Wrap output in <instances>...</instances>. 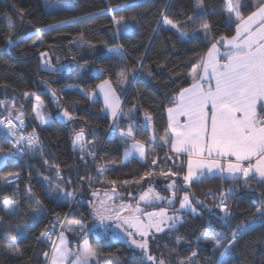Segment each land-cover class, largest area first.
Returning <instances> with one entry per match:
<instances>
[{"label":"trees","instance_id":"trees-1","mask_svg":"<svg viewBox=\"0 0 264 264\" xmlns=\"http://www.w3.org/2000/svg\"><path fill=\"white\" fill-rule=\"evenodd\" d=\"M46 2L0 0V101L4 102L0 113H7L9 106L20 109L22 132L38 140L21 158L0 165V264H47L44 253L50 255L56 228L67 222L76 226H62L60 232L74 254L80 241L87 239L95 251L91 264H149L134 245L92 230L101 223L94 208L104 196L112 201L110 206L137 203L147 188L168 195L165 185L170 181L177 196L182 190L189 193L197 211L182 213L178 226L149 235L150 253L157 264L161 259L166 264L184 259L188 264L186 258L193 251L196 264H215L220 253L213 251L212 240L202 233L214 229L230 238L264 204V183L253 178L245 187L241 178L206 176L185 184V156L172 154L160 137L166 130V108L190 83L193 66L212 43L235 32L237 20L225 10L227 0H202L200 8L196 0ZM241 2V14L246 16L254 9L252 0ZM198 11L205 13L203 20L187 19ZM165 16L177 23L183 40L164 23ZM113 17H124L127 27L122 25L117 33ZM205 22L207 30L202 26ZM109 49H119L123 58ZM105 80L121 97L113 121L94 94ZM34 97L43 103V115L49 118L45 127L35 118ZM58 111L69 112L71 118L56 121ZM143 115L150 118L152 141L141 126ZM81 130L83 150L72 142ZM121 136L144 143L145 160L122 163L127 142ZM12 175L15 183L7 180ZM168 175L171 179L165 178ZM230 188L237 189L226 197L230 215L220 220L223 213L217 199ZM69 192L77 197H69ZM11 199L18 205L6 214L3 202ZM37 207L39 213L34 211ZM17 225L25 229L22 234ZM41 232L48 235L42 237ZM11 236L17 239L12 242ZM229 248L225 264H264V225L257 223Z\"/></svg>","mask_w":264,"mask_h":264},{"label":"snow or ice","instance_id":"snow-or-ice-1","mask_svg":"<svg viewBox=\"0 0 264 264\" xmlns=\"http://www.w3.org/2000/svg\"><path fill=\"white\" fill-rule=\"evenodd\" d=\"M196 6L197 8L202 7V0H196ZM242 7L241 0H228L225 8L228 13H235L238 21L235 25V35L230 38H221V41L229 46L223 54L226 61L220 63L217 59L219 49L216 43H212L207 50L206 57L192 68L191 86L181 89L175 98V107H170L167 110L168 129L171 130V137L169 138L166 132L160 139L166 144L170 142L174 153L187 154V174L183 176L185 184H189L194 178L203 177L204 169H207L209 173L214 169L219 170L222 175L227 173L231 179L242 177L245 187L249 186V181L253 178H258L259 182L264 183V0H252V7L255 10L251 11L247 17L241 14ZM204 16L205 13L198 11L188 16L187 19L195 22L203 20ZM113 22L118 26L117 33L120 31V25L127 27L124 17H113ZM164 23L177 30L179 39H184V34L180 32L177 23H173L166 16ZM12 26L10 21V30ZM202 26L205 30L209 28L207 22ZM36 32H41V29L37 28ZM8 42L11 44L13 41L9 38ZM109 51H114L115 55L123 58L119 49H109ZM201 69H203L202 72ZM56 70L53 69V71ZM197 77L200 79L198 80ZM204 80H214V87L205 88L201 82ZM98 87L104 93L105 103L111 107L112 115L116 116L118 105L110 101V98L115 97V92L109 81H103ZM25 95L27 96L28 93ZM3 103L0 101V105ZM63 115L71 118V114L67 111ZM180 117L185 118L183 124L180 123ZM17 119H20L19 112ZM37 119L43 123V118L39 113ZM21 124H23L22 120ZM0 125L7 129L6 138L7 136H16V126L11 119V108H9V118L0 120ZM131 134L132 129L130 128L129 135ZM82 136V130L76 133L74 143L80 142ZM10 143H12L10 154L16 155L21 153L25 147L28 150L34 149L38 140L35 135H29L26 140L20 136ZM145 147L144 143L137 140L130 149L125 151L126 154H130L131 150L135 149L142 158H146ZM81 148L83 150V145ZM0 153H4L3 148H0ZM156 162V159L152 160L153 164ZM161 174L166 175L163 172ZM172 175H176V173H172ZM168 187L175 189L174 183L169 184ZM236 190V188H230L227 193H220V202L217 205L223 213V216L219 217L220 220H226L229 217L230 209L226 203V197L231 196ZM149 193L156 200L163 199L150 188L140 196V200L149 202L151 199ZM175 194L174 190L173 195L175 196ZM67 195L70 197L73 194L69 192ZM213 198L215 199V196ZM39 203L37 200L36 204L39 205ZM168 203L172 204L173 201L170 199ZM196 203L202 204L203 201H196ZM16 205H18V201L15 199L5 200L3 209L6 214H11ZM126 208L130 209L131 206L120 205L119 208H109L104 205V201H101V207L94 208V212L102 224L105 220L115 219L116 227L125 233L132 245L142 251L149 264H157L156 257L150 253L147 237L152 229L162 232L164 230L162 225L169 228L174 227L175 223L180 220V216H169L165 208H160L159 211L145 213L144 215L147 217L145 221L139 215L122 216L121 212ZM184 209H191L192 213H196V208L192 206L187 192L180 199V210ZM34 211L39 213L40 208L37 207ZM135 212H140V209L137 207ZM2 219L3 217L0 216V220ZM257 223L264 225V204L256 208L249 222L238 225L237 229L231 233L230 238L214 229L211 231L205 229L202 233L203 237L211 239L213 251L220 253V258L215 261V264H225L224 258L230 251L229 245H234L238 236L245 234ZM125 225L127 227H124ZM17 228L20 229L21 234L25 230L19 225ZM46 235L48 233L41 232L42 237ZM136 237H141V239ZM16 239V236L10 237L12 242ZM59 239V244L53 241V250L50 256L49 253H44L49 264H66V261L69 260L70 251L63 231L60 232ZM9 247L11 250L12 245ZM94 255L95 251L85 239L80 245V250L75 254L76 259L71 261V264H83V261ZM196 256L197 252L193 251L186 258L188 264H196L193 259ZM158 264H166V262L161 259ZM179 264H185V260L181 259Z\"/></svg>","mask_w":264,"mask_h":264},{"label":"rangeland","instance_id":"rangeland-1","mask_svg":"<svg viewBox=\"0 0 264 264\" xmlns=\"http://www.w3.org/2000/svg\"><path fill=\"white\" fill-rule=\"evenodd\" d=\"M227 3H228V0H227ZM44 4H48L47 2H46V0H44ZM235 14V13H234ZM122 27V25H120V28ZM103 82H101L99 85H101ZM98 85V86H99ZM96 87V90H95V95H96V97H98L100 100H101V102H102V110H103V112H104V114L105 115H107V117L111 120V121H113L114 119H115V116H113L112 115V109H111V107H109V105H107L106 103H105V97H104V93L101 91V89L99 88V87ZM110 86H111V84H110ZM111 88H112V86H111ZM113 89V88H112ZM114 90V89H113ZM114 92H115V97H113V98H110V101L112 102V103H116L118 106L116 107V113L118 114V112H119V108H120V105H121V97H120V95L114 90ZM35 98V104H34V107H33V111H34V115H35V118H36V120L38 121V123H39V125L41 126V127H45V126H47L48 124H49V122L47 123V120L49 119H46L45 117H44V113H43V108H44V105H43V103H41V101L40 100H38L37 99V97H34ZM116 98H118V99H116ZM9 108H11V117L16 121V123L18 124V122H19V120L20 119H17V113L18 112H20V109H17L16 107L14 108L13 106H9L8 107V111H7V113L9 114ZM40 114L41 116H42V118H43V123H41V120L40 119H37V114ZM63 113L64 112H62V111H58V112H55L54 113V118L56 119V121H58V122H65V121H67V119H68V117H65L64 115H63ZM116 114V115H117ZM141 126H142V128L143 129H147L149 132H150V138H148V141H152V136H151V122H150V119H149V117L148 116H142V119H141ZM24 134V133H23ZM29 135H33V134H29ZM29 135H27V134H24V138H25V140L27 139V137L29 136ZM76 135V134H75ZM75 135H74V137H73V140H72V142H73V145H74V147H77V148H81V144L79 143V142H77V143H74V139H75ZM121 137H123L124 139H125V141L127 142V146L123 149V152H122V163H127L129 160H131V159H137V160H139V161H143V160H145V158H142L141 156H140V154L135 150V149H132L131 150V152H130V154H126V149H130L131 148V145L133 144V143H135L136 141L133 139V138H131V137H124V136H121ZM121 137H120V139H121ZM37 146V145H36ZM25 149H26V147H25ZM145 151H146V147H145ZM25 154V153H24ZM165 178H169V179H171V177L168 175V176H166ZM7 180H8V182H12V183H15L16 182V177H15V175H12V176H9L8 178H7ZM156 181H157V179H156ZM155 181V182H156ZM172 182L170 181V182H168L166 185H165V187L167 188V192H168V195H166V194H164V193H161V192H158L157 190H155L154 188H151V189H153V191L155 192V193H158L163 199H161V200H156L154 197H152V194L151 193H149V196L151 197V199H150V201L149 202H145V201H142V200H140V196L141 195H143L145 192H147L150 188H147L142 194H140L139 195V197H138V199L136 200V202L137 203H134V204H130L129 202H123V203H121V204H118V205H112V206H110L108 203L109 202H112L111 200H108V202H107V200H106V198H104V197H101L100 199H99V205L97 206V207H95V208H99V207H101V201H104V205L105 206H107V207H109V208H112V207H115V208H119L120 207V205H130L131 206V208L130 209H125L124 211H122L121 212V215L122 216H128V215H139V216H141V218L142 219H144L145 221H146V219H147V217L144 215L145 213H151V212H156V211H159V209L160 208H165L166 210H167V215H169V216H180V220L179 221H177L176 223H175V226L174 227H176V226H178L179 225V223L181 222V214L182 213H190V214H194V213H192V211H191V209H184V210H180V199L184 196V194H185V192L186 191H184V190H182V191H180L179 192V195L177 196L176 194H175V196L173 195V191L175 190V189H173V188H169L168 186H169V184H171ZM159 184V182L157 183V185ZM160 186V184L158 185V187ZM176 191H177V189H176ZM73 194V193H72ZM189 194V193H188ZM111 195H114L113 194V191H112V193H111ZM110 195V196H111ZM74 196H76V193H74L72 196H70V197H73V198H75ZM95 199H96V197H94ZM172 200L173 201V203L172 204H169L168 203V201L169 200ZM113 200V199H112ZM106 201V202H105ZM190 202L192 203V206L193 207H195L196 208V211H197V207L195 206V204L191 201V199H190ZM150 206H153L152 208H150L149 209V207ZM139 208L140 209V212H135V209L136 208ZM172 207V208H171ZM148 208V209H147ZM179 210V211H178ZM113 220H115V219H110V220H105L104 222H103V224L102 223H96L93 227H92V230H94V229H97L98 231H100L99 233H101L102 235H106V234H109L110 235V237L111 238H113V239H121L122 241H124L125 243H127V244H130V245H132L130 242H129V240H128V238L126 237V235H125V233L124 232H122L121 231V229L120 228H117L116 227V221L115 222H113ZM169 223H171V222H169ZM75 223L74 222H67V223H65V225H64V223H61L60 224V226L62 227V226H64V227H62L63 229H65V227L68 225H71V226H73ZM67 226V227H68ZM75 226H76V224H75ZM124 227H127V225H125ZM162 227L164 228V230L166 229V228H169V227H167L166 225H162ZM73 228V227H72ZM155 233H158V232H156L155 231V229H152L151 230V232H150V235L151 234H155ZM57 237V241L59 240L60 241V239H59V237H60V235H58V236H56ZM66 238V237H65ZM137 239H141V237H136ZM66 240H67V238H66ZM84 239H82L81 241H80V243H79V245H78V251L80 250V245H81V243H82V241H83ZM57 241H55V243L57 244ZM67 244H68V242H67ZM52 247H53V243H52ZM68 247H69V245H68ZM70 248V247H69ZM52 249V248H51ZM53 250V249H52ZM71 250V249H70ZM71 256H74V258H76V256H75V254H74V252H73V250H71ZM52 253V252H51ZM78 253V252H77ZM50 256V255H49ZM48 263H49V260H48ZM47 263V264H48Z\"/></svg>","mask_w":264,"mask_h":264},{"label":"crops","instance_id":"crops-1","mask_svg":"<svg viewBox=\"0 0 264 264\" xmlns=\"http://www.w3.org/2000/svg\"><path fill=\"white\" fill-rule=\"evenodd\" d=\"M253 10H255V9H253ZM252 10V11H253ZM250 13H248L247 15H249ZM247 15L246 16H244V17H247ZM238 22V21H237ZM235 32H236V27H235ZM235 32H234V34L233 35H235ZM232 35V36H233ZM228 38H230V37H228ZM214 43H216L217 44V47H218V49H219V55H218V57H217V59L220 61V63L222 64V63H224L225 61H226V57H224L223 56V54H224V52H226L227 50H228V48H229V46L227 45V44H225L224 42H222L221 41V39H219V40H217V41H215ZM209 47H211V45L209 46ZM208 47V48H209ZM208 50V49H207ZM207 50H206V52L204 53V55L201 57V59L202 58H204V57H206V53H207ZM201 59H200V61H201ZM199 61V62H200ZM201 72L203 71V69H201L200 70ZM191 72H192V70H191ZM191 75V74H190ZM197 79L199 80L200 78L199 77H197ZM203 84H204V87L205 88H207V87H209V86H212V87H214V84H215V81L214 80H204V81H201ZM191 84H192V76H191V81H190V83L186 86V87H184V88H188V87H190L191 86ZM181 91V90H180ZM179 91V92H180ZM178 92V93H179ZM178 96V94L176 95V97ZM175 97V98H176ZM36 100L34 99V102H33V107H34V104L36 103L35 102ZM170 107H175V100H174V102H173V104L172 105H170L169 107H167L166 108V111H165V118H166V130H165V132L162 134V136H164L165 134H166V132H167V135H168V137L170 138L171 137V130L170 129H168V108H170ZM180 119V123L181 124H183L184 123V117H180L179 118ZM168 144V146H169V150H170V152L172 153V154H174V155H182V156H185V163H186V165H185V174L184 175H186L187 174V159H188V157H187V154L186 153H180V154H177V153H174L173 151H172V149H171V143L169 142V143H167ZM199 171V170H198ZM204 172H205V175L203 176V177H206V176H218V177H220V178H222V179H229V175L227 174V173H224L223 175L219 172V170H213V172H211V173H209L208 171H207V169H204L203 170ZM199 178H202V177H199ZM199 178H194L193 180H197V179H199ZM241 179H243L242 177H240ZM254 179H257L258 180V178H254ZM85 240V239H84ZM84 240L82 241V243H81V245L83 244V242H84ZM87 240V239H86ZM57 241V240H56ZM60 243V241L58 240L57 241V244H59ZM89 245V244H88ZM67 246H68V244H67ZM68 249H69V251H70V256H69V260L68 261H66V264H71V261H73V260H75L76 258H74V256H71V250H70V248L68 247ZM93 259H95L94 258V256L93 257H90L88 260H86V261H83V264H91V262L93 261ZM49 264V263H48Z\"/></svg>","mask_w":264,"mask_h":264},{"label":"built area","instance_id":"built-area-1","mask_svg":"<svg viewBox=\"0 0 264 264\" xmlns=\"http://www.w3.org/2000/svg\"><path fill=\"white\" fill-rule=\"evenodd\" d=\"M7 118H9V114L8 113H0V120H6ZM12 119V123L16 126L15 128V131H16V136H7L6 138V133H7V129L4 128L3 125H0V148H3L5 151H4V154H5V159H11V158H21L26 149L24 148V150L21 152V153H18L16 155H11L10 154V150L12 149V143H10V141H14L15 139L19 138L20 136H24L23 132H22V128L19 124L16 123V121L11 117ZM75 198L77 197L74 196ZM220 202V197L217 199V204H219ZM60 228L61 226H59L58 228H56V236L60 235ZM55 236L54 238V242L56 241L57 237ZM53 249V247H52ZM52 249L50 251V255H51V252H52Z\"/></svg>","mask_w":264,"mask_h":264},{"label":"water","instance_id":"water-1","mask_svg":"<svg viewBox=\"0 0 264 264\" xmlns=\"http://www.w3.org/2000/svg\"><path fill=\"white\" fill-rule=\"evenodd\" d=\"M4 159H5V154L4 153H0V165L3 162Z\"/></svg>","mask_w":264,"mask_h":264}]
</instances>
